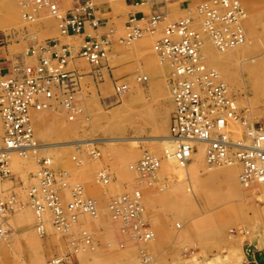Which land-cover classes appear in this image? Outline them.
I'll list each match as a JSON object with an SVG mask.
<instances>
[{"label": "rangeland", "instance_id": "rangeland-1", "mask_svg": "<svg viewBox=\"0 0 264 264\" xmlns=\"http://www.w3.org/2000/svg\"><path fill=\"white\" fill-rule=\"evenodd\" d=\"M108 1L117 12H123L125 0ZM209 1L169 0L166 19L159 31L131 41L120 40L127 32L123 25L113 44L115 50H109L105 58L113 57L112 64L132 65L133 70L126 77L117 76L108 89L107 75H104L107 81L102 90H98L93 78L88 76L105 58L99 64H92L78 57L84 64L79 78L81 88L74 95L73 118L70 111L60 106L36 112L34 142L91 138L98 143L43 148L26 154L15 152L9 157L8 171L3 173L0 167V196L4 200L14 198L5 214L8 231L0 238V264H50L69 254L66 252L71 244L67 246L61 241L65 234L54 229L48 213L45 240L46 232L37 228L38 218L28 197L30 187L37 184L38 161L43 157L51 159L56 172H67L68 186L59 187L64 202L70 199L69 189L80 185L84 195L94 198L98 204L96 216L80 214L72 227L75 237H83L80 233L85 230L90 241L87 243L84 237L76 252L77 258L74 254L69 263L57 264H250L252 254L257 257L253 264H264V182L249 187L242 184L241 165L235 160L233 150H229L228 162L210 165L205 155V159L203 156L197 162L191 159L188 169L181 170L171 159L165 158L166 143L135 140L170 134L173 102L168 78L172 68L170 62L162 60L154 50L155 42L167 23L188 17L193 18L194 27L202 31L203 18L197 7ZM232 1L246 11L245 48L224 63L216 58L215 47L214 59L208 57L207 48H203V53L206 65L217 71L219 79L227 84L242 116V122L232 123L233 140L249 142L246 126L264 121V97L257 90L262 83L259 72L264 70V0ZM180 3L188 6L181 9ZM7 6L18 19L9 33L0 31V38L7 39L4 48L10 55L16 56L31 45L65 35L60 29V19L46 8L32 11L34 0H0V13ZM27 12L32 18H28ZM202 33L204 46L214 45L210 37ZM150 37L152 40L148 39ZM141 40L151 41L148 52L141 50ZM81 43V39L69 42L77 47L73 54ZM253 57L255 62L251 60ZM115 84L127 87L117 92ZM3 132L0 117V148ZM122 137L129 139L102 140ZM145 152L161 158L160 167L152 178H142L138 171V162ZM100 172L108 175L106 181L99 179ZM137 189L142 195L143 219L154 233L152 239L141 242L121 231V222L112 218L109 208L112 200ZM70 249L73 251L72 246Z\"/></svg>", "mask_w": 264, "mask_h": 264}, {"label": "built area", "instance_id": "built-area-1", "mask_svg": "<svg viewBox=\"0 0 264 264\" xmlns=\"http://www.w3.org/2000/svg\"><path fill=\"white\" fill-rule=\"evenodd\" d=\"M127 1L151 3L154 11L148 18L129 16L125 26L127 32L125 37L120 38L121 41H131L147 33L154 34L165 22L166 14L159 9L166 6L169 0ZM40 8H46L51 15L60 19L61 32L66 35L81 36L85 34L86 25L96 30L102 24L96 18L93 0H34L32 11ZM197 12L203 18L202 31L194 27L193 18H184L167 23L162 36L154 44L158 56L168 60L172 68L168 85L173 113L170 134L167 136L169 147H165L164 156L188 163L193 152L198 150V144L203 143L207 147L208 164L219 165L229 161V150H233L235 160L241 163V182L245 186L264 182V121L246 126L249 142L233 140L232 123L242 122V116L236 109L235 97L227 84L219 79L217 71L206 65L202 52V32L220 50L244 43L246 11L236 1L211 0L200 4ZM26 14L32 18L30 12ZM5 41L7 39L0 38V48L6 46ZM112 43L113 38L109 35L88 34L76 54H73L69 45L49 38L16 55L10 67H0V117L4 131L0 167L3 173L8 171V160L13 152L26 154L40 150L34 142L36 112L60 106L70 111V118H73L76 111L75 83H72V76L66 69L68 60L81 57L92 64H99L107 56ZM126 87V84H115L117 92L124 91ZM160 159L151 152H145L138 162L141 177H154L160 167ZM38 162L37 184L31 186L28 192L30 204L38 218L37 228L42 233L46 232L45 216L48 213L50 223L57 232L73 236L72 227L80 214L97 215V201L85 196L83 187L77 185L69 189L70 199L64 202L59 187L68 186L67 172H56L51 166V159L47 157L40 158ZM98 176L101 180L107 179L104 172ZM13 199L0 198V238L8 231L5 214ZM109 208L112 218L121 222V231L130 239L149 240L153 236L149 224L143 219L140 190L115 198ZM80 235L83 237L71 241V253L52 260L50 264L68 262L83 241H90L85 230Z\"/></svg>", "mask_w": 264, "mask_h": 264}, {"label": "crops", "instance_id": "crops-1", "mask_svg": "<svg viewBox=\"0 0 264 264\" xmlns=\"http://www.w3.org/2000/svg\"><path fill=\"white\" fill-rule=\"evenodd\" d=\"M97 1H99V2H97V4H95L96 5L95 15H96V18L99 16L100 18H97V19L102 22V24L99 28L94 30L89 25H86L84 35L75 36V35H66L65 34V35H61L60 37H55L53 39L59 41L60 44L69 45L74 52V51H76L77 47L71 46L69 44L70 41H73V40L78 41L79 39H81L83 41L85 36L88 34L93 35V36L109 35L113 38V43H112V46L110 48V52H112L115 50L113 47V44L116 41V36L120 33V31H122L123 25H124V27L126 26L127 21H123L125 18H127V20H128L129 16H132V15L137 16V17H142V18H148L154 11L153 4L147 3V2L141 3V4H135V3H131L127 0H125V6L123 7V10H122L123 12H117V10L112 6L110 1H108V0H103V1L97 0ZM185 6L187 7L188 4L185 5V3H180L181 9H183ZM159 10L164 12L167 15V11H168L167 6H163V8H160ZM159 29L160 28H158L155 33H157L159 31ZM148 34H151V33H148ZM152 37H150L148 39L152 40ZM139 43L141 44V50L148 52L150 45H151V41L150 40H141V42H139ZM147 55H148L147 57H149L150 53H147ZM14 59H15L14 55H10V53L6 49L0 48V67L1 68L10 67L12 65V63L14 62ZM112 59H113V57L105 58L100 63L99 68H92L88 73V76L92 77L94 82L96 83V87L98 90L105 89L104 88L105 86H102L103 83H105V81H107V79H105L104 75H107V77H108V82H107V89H108L110 87V83L114 84L116 82L115 78L117 76L118 77H126L132 73V70H133L132 65L121 66L120 64H116V63L112 64ZM83 64H84V62H82V60L80 58L74 57V58L69 59L67 62V65H66V69L70 72L72 79L74 81L72 83H75V86H74L75 95L78 91V88L79 89L81 88L80 83H79L80 82L79 78L81 76V70L83 69L82 68ZM37 116L38 115H35L34 119L37 118ZM37 120H38V118H37ZM36 124H37V121H36ZM0 198H1V196H0ZM45 236H46L45 237V240H46L47 239V232H46ZM74 238H77V237H74V235L73 236L63 235V236H61V241L65 245L68 246L69 243L71 244V241ZM70 247L68 246L66 253L72 252ZM76 255H77V253L75 254V256ZM250 257H251V260L249 261V263L253 264L257 257L255 258L254 254H252ZM75 258H77V256Z\"/></svg>", "mask_w": 264, "mask_h": 264}, {"label": "bare ground", "instance_id": "bare-ground-1", "mask_svg": "<svg viewBox=\"0 0 264 264\" xmlns=\"http://www.w3.org/2000/svg\"><path fill=\"white\" fill-rule=\"evenodd\" d=\"M8 7V6H7ZM5 9H6V7H5ZM98 16V15H97ZM97 18H100L99 16L97 17ZM16 19H17V17H15V15L13 14V12H12V10L8 7L5 11H3V13H0V31H2L3 33H9L11 30H12V28H14V26H15V22H16ZM17 21H18V19H17ZM17 25V24H16ZM253 26V24L251 25V27ZM250 26H249V28H251ZM254 28V27H253ZM95 34V33H94ZM252 36H253V34H252ZM252 39V38H251ZM246 43H247V41H245L244 43H242V44H239V45H237V46H234V47H231V48H228V49H226V50H220V49H218L215 45H212V46H210V45H207V47H205L206 46V44H205V46L203 45V47H202V52H203V50H205L206 48V51H208L207 53L209 54L208 55V57L209 58H211V59H214L215 58V56H213L214 55V53L212 54V52H213V50L215 49L218 53H217V59L219 58V60H221L222 59V61H223V63L225 62V61H227V59L228 58H233V56L235 55V53H237V51H240V50H242V49H244L245 48V46H246ZM213 44V43H212ZM215 47V48H214ZM203 48H205V49H203ZM214 48V49H213ZM215 51V52H216ZM240 53V52H239ZM216 54V53H215ZM207 56V55H206ZM203 57L205 58V55H204V53H203ZM247 57H245V59H246ZM251 58V57H250ZM244 59V60H245ZM248 59V58H247ZM218 60V61H219ZM252 61H254L255 60V58L253 57L252 59H251ZM257 60V59H256ZM216 62V61H215ZM220 62V61H219ZM255 62V61H254ZM246 63V62H245ZM248 63V62H247ZM258 65V64H257ZM260 65V64H259ZM228 66V65H227ZM221 67H223V66H221ZM259 67V66H258ZM261 67V66H260ZM259 67V68H260ZM253 68V67H252ZM226 69V68H225ZM255 70V69H254ZM260 70V69H259ZM228 71V70H227ZM264 70H262V71H260L259 72V77H260V79H261V85L259 86V89H257V90H259L258 91V93L260 94V96L261 97H264V72H263ZM218 73V72H217ZM231 73V72H230ZM229 73V74H230ZM225 74V73H224ZM251 74V73H250ZM249 74V75H250ZM226 75V74H225ZM235 75V74H234ZM227 76V78L229 77L228 75H226ZM255 76V75H254ZM258 76V75H257ZM229 79V78H228ZM230 80V79H229ZM255 87H256V85H255ZM235 106H237V103L235 102ZM169 129H170V127H169ZM169 130L167 129V132H168ZM121 139H129V138H111V139H102L103 141H115V140H119V141H121ZM135 140H137L138 142H144V141H159V142H163V143H166L167 145H168V147H169V144H168V141H167V136H143V137H138V138H136ZM98 140L97 139H80V140H75V141H64V142H48V143H43V144H37V148H39V149H43L44 148V150L45 149H49V148H54V147H58V146H66V145H93V144H95L96 142H97ZM122 141H124V140H122ZM126 141V140H125ZM102 142V141H101ZM98 143V142H97ZM166 145V146H167ZM206 150H207V147H206V144H203V143H199L198 144V150L195 152H193V154H192V160H195L196 162L197 161H200L201 159H203V156H204V159H205V155H206ZM13 153H15V152H13ZM17 153H19V152H17ZM230 154V153H229ZM230 160V159H229ZM161 161V160H160ZM194 161V162H195ZM170 162H172L173 164H175L176 166H177V168H180L181 170H187L188 169V165H187V163H181V162H177L175 159H171V161ZM194 165H196L195 163H193ZM240 165H241V163H239ZM192 165V164H191ZM198 165V164H197ZM210 165H213V164H210ZM209 168H212V166H210ZM241 171H242V168H241ZM242 173V172H241ZM106 174V173H105ZM107 176L108 175H106V178H107ZM99 177V176H98ZM239 179H240V175H239ZM101 180V179H100ZM105 181V180H104ZM241 181V180H240ZM193 183V182H192ZM256 183H263V182H255V184ZM243 184V183H242ZM252 184H254V183H252ZM251 184V185H252ZM244 185V184H243ZM245 186V185H244ZM249 187V186H248ZM150 231V230H149ZM152 232V231H151ZM152 234H153V236L150 238V239H152L153 237H154V233L152 232ZM139 242H141V241H139Z\"/></svg>", "mask_w": 264, "mask_h": 264}]
</instances>
